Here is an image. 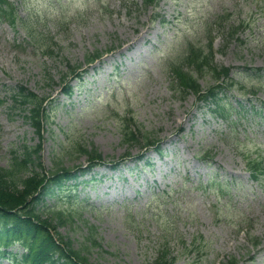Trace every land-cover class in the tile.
I'll list each match as a JSON object with an SVG mask.
<instances>
[{
  "label": "rangeland",
  "instance_id": "rangeland-1",
  "mask_svg": "<svg viewBox=\"0 0 264 264\" xmlns=\"http://www.w3.org/2000/svg\"><path fill=\"white\" fill-rule=\"evenodd\" d=\"M11 2L15 25L0 21V167L13 149L40 142L47 170L88 166L74 146L97 149L105 163L45 196L39 212L67 215L76 198L75 217L59 230L94 264H152L162 251L174 264H264V178L254 181L246 170L249 157L264 163V76L250 70L264 69V0H160L156 9L144 0ZM157 14L167 23L152 22ZM18 19L25 21L17 26ZM241 22L240 40H228L224 31ZM211 37L217 64L233 67L234 80L256 93L232 89L230 101L257 109L232 113V122L173 90L172 63L187 43L206 49ZM96 51L108 53L88 67ZM68 65H81L82 77L69 76ZM197 77L204 88L214 83L209 74ZM17 86L45 99L43 138L14 102ZM126 116L135 131L161 141L160 153L123 139ZM90 228L99 246L87 247ZM249 228L259 248L247 241ZM0 264L15 263L0 257Z\"/></svg>",
  "mask_w": 264,
  "mask_h": 264
},
{
  "label": "trees",
  "instance_id": "trees-1",
  "mask_svg": "<svg viewBox=\"0 0 264 264\" xmlns=\"http://www.w3.org/2000/svg\"><path fill=\"white\" fill-rule=\"evenodd\" d=\"M160 0H144L146 7H157ZM9 8L7 0H0V18L9 17ZM159 18V15L153 19ZM165 23L164 19H161ZM245 27L244 22L239 25H231L227 33V37L232 40L240 38L241 28ZM28 29V28H27ZM31 32V31H29ZM30 36H33L31 33ZM34 39V38H33ZM205 50L189 43L188 49L181 57L182 61L173 64L171 73L175 76V80L179 84L182 93H193L199 101L203 103L210 102L216 108L220 106L221 99L219 95L222 93L224 84L233 86V80L230 77L231 69L228 67H219L213 57V48L211 45ZM50 53V52H48ZM104 52L96 51L86 56V63H95ZM69 67V76L79 75L77 71L81 65ZM191 68V69H189ZM210 73L215 85L207 88L202 87L199 82L198 74ZM81 75V74H80ZM65 82V79H63ZM243 87L239 88L243 91ZM73 88L66 84L63 87L65 95H71ZM13 97L16 105L25 107L32 126L38 136L43 138L44 122L47 118L45 99L38 94L29 91L23 86H17L13 89ZM218 98V99H217ZM225 106V105H224ZM225 117L224 114H220ZM121 132L125 141H137L140 138L145 141V145L154 146L156 139L150 134H136L131 127L122 120ZM88 156L90 162L89 170L95 167V163L101 162L103 159L97 149H89L83 146H74ZM42 151V142L36 146L23 145L20 148L13 149L11 152V161L8 167H0V257H10L15 264H94L85 254L84 247L75 248L71 239L66 238L60 233L59 228L67 224L69 218H74L73 211L78 210L75 207L79 205L76 198L73 211H68L65 215L63 211H52L49 216L44 217L39 212V206L45 196L55 192H61L65 181L77 178V172H73L71 168L62 167L57 170H47L40 161V153ZM250 159V158H249ZM252 172L253 178L259 180L264 176V165L261 161L249 160L247 163ZM82 169V168H79ZM83 173L82 170H79ZM81 207L83 204H81ZM57 211V210H56ZM251 241L256 242L254 237L247 233ZM88 248L99 246L96 239V233L93 229H88L86 238ZM163 246L169 249L168 242ZM19 245L22 249L21 253H13L8 251L9 248ZM255 246L259 242L254 243ZM183 250L188 249L186 245ZM3 249V250H1ZM176 258L170 252H161L152 264H174ZM220 264H239V260L235 258L228 259Z\"/></svg>",
  "mask_w": 264,
  "mask_h": 264
}]
</instances>
